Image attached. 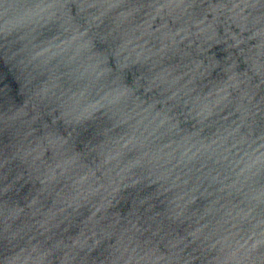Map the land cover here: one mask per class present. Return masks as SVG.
<instances>
[{"label":"clouds","instance_id":"obj_1","mask_svg":"<svg viewBox=\"0 0 264 264\" xmlns=\"http://www.w3.org/2000/svg\"><path fill=\"white\" fill-rule=\"evenodd\" d=\"M0 264H264V0H0Z\"/></svg>","mask_w":264,"mask_h":264}]
</instances>
